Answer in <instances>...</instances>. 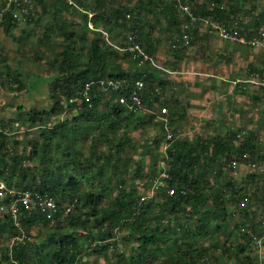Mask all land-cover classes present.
<instances>
[{
    "label": "rangeland",
    "instance_id": "1",
    "mask_svg": "<svg viewBox=\"0 0 264 264\" xmlns=\"http://www.w3.org/2000/svg\"><path fill=\"white\" fill-rule=\"evenodd\" d=\"M103 1L106 3L104 9L102 6L96 4V0H77L80 6V9H78L67 4L65 1L67 8L61 4L60 0H44L42 3L35 0L33 7L35 12L30 20L24 23L15 21L16 24L14 25H0V133L5 136V142L10 151L12 150L17 155L26 156L28 151L32 149L33 143L41 141L40 135L46 129L62 121L73 122L74 119L79 118L77 111L82 108L78 107L81 105L80 99L76 101L77 107H74L71 105L74 102L71 103L63 97L61 98L62 109L59 114L48 115V113H45L49 112L54 106L51 97L54 82L57 79L60 82L62 77H64V74L58 71L59 63L63 60L61 52L67 46H72L75 54L80 52V47L84 53L90 47L95 46H102L107 51L113 48L118 53V57L115 58L109 54L106 58L107 61L112 64H119L123 69L129 71L130 76L135 75L137 69L145 68V72L147 70L152 73L156 72V77L163 79L158 85L155 84L156 81L154 82L155 85L153 82H149L150 87L158 88V92L162 91L160 96H162L163 100L152 104L154 105L153 112L155 113V118H148V114L152 110L147 108L134 112L137 115H132L128 119L127 122L129 124L126 126L125 131L120 134L116 133L117 138L130 136L133 139L134 148H126L125 156L130 157L135 162L144 157L145 162L142 165V175L135 182L140 192V197L145 196V200L142 202L146 206L152 200H161L159 193L153 188L155 187V185L153 186V177L150 180V184L145 185L147 182L146 175L150 171L152 159L156 156L157 151L145 155V150L155 145L156 139L153 138L159 137L160 128H163L166 133L164 124L161 123L160 126L159 122L162 121L157 117V113L162 106H166L170 112V116H172V123H169L168 127L172 130L175 139L192 140V138L196 137L207 139L217 134L226 136L228 139L232 138V134L234 133L235 135V132H239L240 129H233L232 131L218 130L217 132L215 131L216 134H211L207 130H198L201 126L195 129V125L192 124L193 122L200 123L196 119L198 117L193 118L191 116L190 121H185L187 117L182 120L173 118L175 114L181 113L183 108H185L186 112H189L188 117L192 115L190 114L192 110L230 109L233 100L231 99L232 94L226 95L219 89V84H217L218 88L215 87L205 91V94L209 95L207 100H204V97L200 98L199 95L190 93V90H188L191 95L189 98L186 95L187 86L185 85H188L190 88L192 86L199 87L200 85H194V83H189L190 85L187 83L183 84V82L178 84L175 81L176 79L172 77L176 73H169L173 71L170 61L173 62L172 57L173 55H177L178 51L171 47V43L174 41L176 35V25L174 26L170 23L172 20L168 17L167 9L159 6L152 7L154 10L153 14L145 12H141L137 16L133 12L125 14V19H127L125 25H115L109 21L107 22L106 14L112 8L118 6L133 7L139 0ZM167 1L172 2L171 0ZM195 1L201 2L203 0H194L193 3ZM215 7L226 10L230 18H238L247 28V32L255 30L253 29L255 27H264V0H223L220 5L213 0L209 1V8ZM84 15H86V18H84ZM133 29H140V41L137 38L139 44L140 42H150L155 45L156 49L158 48L159 56L150 57L146 52L150 58L144 60L135 57L123 49L127 44L128 35L133 33ZM191 41L190 44L192 43ZM144 48L145 46L142 47L143 51H145ZM210 57V61H222L218 53L211 52ZM86 58V56H83L77 58L79 59L77 60L75 55L72 58L73 64L78 63L79 72L83 68L81 64L86 61ZM262 71V67H258L256 71L257 75H261ZM143 75L145 76V74ZM153 75L155 78V74ZM15 76L19 79L18 82L14 81L13 77ZM113 79L121 80L115 77ZM233 85L231 83L232 87ZM261 90H264L263 86L255 89L258 94L261 93ZM262 98L264 97L259 95L258 102L253 103L259 112L257 125L260 129L258 132H255L259 136V140L264 137V128L262 127L264 125V102L261 100ZM203 101H205L204 106L201 105ZM97 110L100 113L109 111L102 103L99 104ZM171 111L174 115L171 114ZM35 113L41 114L47 120L44 122L37 121L33 125L29 124L25 120L26 115ZM137 116L143 118L137 119ZM228 132L232 134L229 135ZM206 133L209 134L207 135ZM249 133L247 130V134ZM235 140V145L240 143L238 142L240 139L236 136ZM89 143L88 137L86 141L77 143V150L82 153L83 157L88 154ZM159 145L157 165H159L160 157L162 156V143ZM24 148H26V151H23ZM256 148L254 154L259 153L263 155L261 161L248 162L246 160L251 158L248 157L240 161L239 165L232 170H227V168L222 169L223 175L217 177L215 173L216 170H219V162L224 166V161H222L223 156L219 157L218 161L207 170L208 177L213 182L212 184L215 189L222 186L224 181L229 177L236 189H238L234 195L227 197L224 203V211L210 225L207 231L198 232L194 230V227H191L194 231L193 234L188 235V233L183 232L179 227V223L183 221L182 213L171 215L166 212L164 217L160 214L157 215L156 219H152L149 224L151 228L161 223L163 229L166 230L168 228L170 236L168 240L165 241L164 238H161L150 246L151 257L147 260L145 259L144 264H171L170 260L177 258V245L181 241H186L192 246V255L200 260L207 258L210 260V264H264V239L258 240L264 233V141L257 142ZM97 149H107L104 139L98 142ZM233 152L235 151H230L227 156L230 154L231 158L234 155ZM54 155L58 156L59 151H55ZM23 164L24 166H38V172L42 168L38 165V159L35 157L25 159ZM5 168L9 171L11 169L9 158L5 161L0 159V170ZM134 170L135 167L132 166L128 174L120 172V174L126 175L127 184L133 179ZM158 171L159 166L157 167V173ZM3 181L7 187L16 188L14 185L8 186L4 179ZM39 182L40 179L36 178L35 181L27 185L29 187L23 188L33 190ZM86 187L83 184L80 192H85ZM66 194L71 193L68 191ZM207 194L210 199L208 205L214 208L211 204V199L215 195L211 194L208 190ZM110 198V195L105 196L103 203H107ZM2 204L3 202L0 200V219L11 216ZM154 205V211L157 212L159 205ZM29 213L25 223L20 221V213L18 216H14L15 218L11 216V219L14 226L18 228V233L21 236H25L24 239L20 237L23 242H29V244L35 242L37 244L35 247L30 248L28 252L29 258L34 262H42L44 257H46V261L50 259L51 255L49 251L52 248L53 241H58L61 233H74V231L75 237L81 238L83 244L87 245L91 242L88 250L78 256L79 262L76 264H113L119 253L123 252L125 256H129L134 252L136 242L132 239L123 240L122 236L125 235V232H120L119 226H116L113 228L114 237L112 238V242H115V244L104 255L100 251V247L97 246L99 244L91 241L97 230H103V225L101 226L95 217H90L85 228L82 226L74 228L68 223V213L62 214V216L53 220H47L37 210H31ZM176 220L178 222H175ZM188 223L194 224V219ZM87 227L91 230H87ZM257 229H261V234L256 233ZM84 234H87V236H84ZM15 236L10 232H0V262L3 260L6 252L11 253V248L16 240ZM53 238L54 240H52ZM217 244L223 245L230 250L232 255L233 253L236 255H233L231 259L227 258L226 253L222 252L217 247ZM220 253H223V255ZM46 254H49V256L47 257Z\"/></svg>",
    "mask_w": 264,
    "mask_h": 264
},
{
    "label": "trees",
    "instance_id": "2",
    "mask_svg": "<svg viewBox=\"0 0 264 264\" xmlns=\"http://www.w3.org/2000/svg\"><path fill=\"white\" fill-rule=\"evenodd\" d=\"M43 1L36 0V2L40 3ZM60 1L67 8V4L62 0ZM190 1L193 4V11L197 14L212 15L225 22L233 18L229 17L226 10L218 7L209 8V1L211 0L195 1L194 3V0ZM213 1L218 5L223 2V0ZM96 4L102 6L103 9L106 6L103 0H96ZM159 6L167 9L168 17L172 20L170 23L174 26L176 25L175 30L178 33L181 20L177 16L172 2L170 3L167 0H139L133 7L118 6L112 8L106 14V19L107 22L109 21L115 25H125L127 21L125 14H131L132 12L136 16L141 14V12L153 14L154 10L152 7ZM84 18H86V15H84ZM136 19L138 20L137 17ZM14 24L16 22L6 15L0 25ZM252 32L243 31L246 35H251ZM133 33L137 34V38L140 41V29L134 30ZM196 36L197 33L195 32L193 38ZM140 44L141 47L145 46V52L151 57L155 52L154 46L149 44V42H140ZM185 48L176 49L180 52ZM79 51V53L75 54L74 48L67 46L61 52L63 60L59 63L58 71L63 73L64 77H62L60 82L58 79L54 82L51 90L54 106L49 112L45 113H48V115L59 114L62 109L61 98L64 97L68 100L71 96H78V91L90 80H99L105 77L126 78L128 82L127 90H130L134 80L143 77V74L146 73L143 77L145 88L142 98L147 106L146 108L152 110L148 114V118H155L154 105L152 104L162 101L163 98L160 99L162 91L158 92L157 90L159 89L150 87V83H154L155 80L150 72H144L140 68L137 69L135 75L130 76L129 71L123 69L119 64H112L107 61L106 58L109 54L115 58L118 57V53L113 48L107 51L101 46H95L90 47L84 53L80 47ZM74 55L76 59L83 56L87 57L86 61L81 64L83 68H81L80 72L78 71V63L73 64L72 62ZM13 79L15 82L19 80L16 76ZM118 92L101 91L96 85L93 86L90 91L92 106L88 107L87 102L84 101L82 108L77 111L79 118L74 119L73 122L62 121L46 129L40 135L41 141H35L26 156L17 155L12 150L10 151L5 142V136L0 133V159L5 161L9 158L11 161L10 171L5 168L0 170V174L8 186L14 185L16 188L29 187L27 186L28 184L39 178L40 182L33 190L47 193L56 200L60 209L54 213L53 217L55 219L64 214L63 204H73V209L68 213L67 218L68 223L74 228L77 226L85 228L90 217H95L98 223L101 226L103 225V230H97L91 241L99 244L97 246L100 247V251L104 255L114 246L115 242H112L114 237L113 228L119 226L120 232H125L122 239H132L136 242V245L134 246V252L129 256H125L123 252L119 253L113 264H144L145 259L147 260L151 257L150 246L161 238L166 241L170 236L168 228L166 230L163 229L161 223L156 224L154 228L149 225L152 219L157 218V215L162 214L164 217L166 212L171 215L182 213L183 221L179 223V227L189 235L194 233L191 227H194V230L198 232L207 231L210 225L224 211L225 200L230 195H234L238 189H236L230 177L218 189L214 188L213 182L208 177L207 170L218 161L219 157H229L230 154L228 156L227 154L230 151L246 150L251 155V158L247 161L251 162L261 161L263 155L254 154V150L257 148L252 132L244 140L238 141L240 143L236 145L234 144L236 142V132L235 135L228 132L229 135L232 134L233 136L228 139L223 135H216L207 139L199 137L192 138V140L175 139L171 141L173 142L172 149L168 152L171 156V161L169 162L171 178L169 181L170 186L175 188L176 193L167 195L165 191H160L158 193L161 200H152L145 206L143 202H140V192L135 182L142 175L144 157L135 162L130 157L125 156L126 148H134L133 139L130 136H123V138H117L116 136V133L120 134L125 131L126 126L129 124L127 122L128 119L132 115L137 114H134L133 111L116 100ZM100 103L104 104L109 111L106 113L98 112L97 109ZM71 105L77 107V105ZM136 118L143 117L137 116ZM171 118L172 116H170L169 112V120ZM25 120L33 125L37 121L44 122L47 119L41 114L35 113L27 114ZM171 123L172 119L170 120ZM159 125L161 126V122H159ZM87 137L90 142L89 150L88 154L83 157L82 153L77 150V143L86 141ZM102 139L105 140L106 150L97 149L98 142ZM153 139H156L155 145L145 150V155L157 151L156 156L152 159L150 171L146 175V186L150 184L151 178L157 173L159 144L165 141L163 128H160L159 137H154ZM23 151H26V148ZM55 151H59L58 156L54 155ZM32 157L37 158L38 165L42 167L39 172L38 166H24L23 164L25 159ZM132 166L135 167L133 179L127 184L126 175L124 176L120 172L128 174ZM218 168L219 170H216L215 173L217 177L223 175V170L226 167L219 162ZM72 172L74 173L72 174ZM83 184L87 187L86 191L81 193L80 189ZM207 190L215 195L211 199V204L214 208L208 205L210 199ZM68 191L71 194H66ZM109 195L111 197L110 200L107 203H103L105 196ZM154 204L159 205L157 212L154 211ZM29 214L26 209L21 208L20 221L25 223ZM43 217L46 218L45 216ZM193 219L194 224H189L188 222ZM175 222L178 221L176 220ZM87 230L91 229L87 227ZM0 232H10L13 236L18 234V228L14 226L11 216L0 219ZM256 233L261 234V229H257ZM84 236H87V234H84ZM90 244L91 242L85 245L81 242V238H76L75 231L74 233H61L58 241H53L52 248L49 251L50 259L47 258L48 260L46 261V257H44L42 262H34L29 258L28 252L30 248L35 247L37 244L35 242L29 244V242L18 241L13 244L11 253L6 252L4 254L0 264H76L79 262L78 256L88 250ZM218 244L217 247L226 253L227 258L231 259L233 255H236L234 253L232 255L228 248ZM177 247V258L175 260L171 259V264H210L209 259L200 260L192 255L193 248L188 242L181 241ZM49 254H46L47 257ZM220 254L223 255V253Z\"/></svg>",
    "mask_w": 264,
    "mask_h": 264
},
{
    "label": "built area",
    "instance_id": "3",
    "mask_svg": "<svg viewBox=\"0 0 264 264\" xmlns=\"http://www.w3.org/2000/svg\"><path fill=\"white\" fill-rule=\"evenodd\" d=\"M67 4L72 5L78 9L77 0H64ZM173 8L175 9L178 17L181 19L180 30L176 33L174 41L171 43V47L174 49L181 47H188L190 41L193 38V34H214L223 40L236 42L238 44L247 46L252 49L264 50V27H259L253 30L251 35H246L243 31H247V28L242 24L238 18H231L228 22L215 18L212 15L197 14L192 9V2L190 0H171ZM34 3L35 0H0V24L3 22L6 15H8L13 21L27 22L34 15ZM125 50L130 52L135 57L147 60L149 55L142 50L141 45L137 40V34L131 33L128 35V40ZM254 78V79H253ZM253 82L264 88V71L261 75L254 74ZM101 91H119L116 100L123 104L126 108L133 112L145 110L147 107L143 101L142 93L145 88V81L143 78L135 79L130 90H127L128 82L126 79H113V78H101L99 80H90L85 83L84 87L78 91V96H71L68 101L76 105V101L80 99L82 103L87 102V106L91 107L90 91L95 86ZM162 99V96L161 98ZM157 117L164 124L165 141L162 142V156L159 161V171L156 176L153 177V187L157 192L165 191L167 195H173L176 193L174 187L170 186L169 179L171 178L170 161L171 156L169 150L172 149L171 141L175 140V136L168 125L169 110L166 106H162L157 113ZM246 136L245 131H240L236 134V137L243 140ZM168 152V153H166ZM169 154V155H168ZM232 154V153H231ZM233 156L230 158L225 157L224 166L227 169L236 168L239 162L251 157L248 151L241 150L233 152ZM247 161V160H246ZM0 200L3 202L4 208L7 209L12 217L18 216L21 208L26 209L28 212L31 210H37L46 219H54L53 215L60 209L56 200L49 196L47 193H40L30 188L16 189L7 187L0 174ZM145 200V196L140 197V202ZM64 205V214L69 213L73 209V204L66 203ZM71 205V207H70ZM14 217V218H15ZM15 242L21 241L25 236H21L19 233L15 236ZM22 237V239H20ZM264 239L263 235L258 239L259 241Z\"/></svg>",
    "mask_w": 264,
    "mask_h": 264
},
{
    "label": "crops",
    "instance_id": "4",
    "mask_svg": "<svg viewBox=\"0 0 264 264\" xmlns=\"http://www.w3.org/2000/svg\"><path fill=\"white\" fill-rule=\"evenodd\" d=\"M149 44L151 43L149 42ZM110 45L112 44L110 43ZM151 45L154 46L155 51L152 57L159 56L158 48L156 49L155 45ZM211 52L218 53L222 61H210ZM172 58L173 62L170 61V63L172 64L171 68L173 71L169 70V73H176L175 77H172L176 79L175 81L178 84L183 82V84L194 83V85H200L199 87L192 86L191 88L185 85L187 86V97L190 98L191 96L188 92L190 90V93L199 95L200 98L204 97V100H207L209 95L207 94V96L205 91L215 87L218 88L217 84H219V89L226 95L232 94L231 99L233 100L232 104L230 102L232 105L230 109L192 110L190 113L192 115L188 117L189 112H186L185 108H183L182 112L178 115L175 114L173 118L182 120L187 117L185 121H190L191 116L193 118L198 117L196 119L200 123L193 122L192 124L195 125V129L201 126L198 130H207L211 134H216L215 131L217 132L218 130L232 131L233 129H240L239 132H246L244 138L247 137L248 130L252 132L255 138L254 142L264 141V137L259 140V136L255 133L259 131L260 127L257 125L259 112L254 105V102H258L259 95L263 96L264 90H261V93L258 94L255 89H258L259 85L253 82V75L257 74V68L261 66L264 71L263 49H252L236 42L220 39L214 34H197L188 48L177 52V55H173ZM141 69L145 72V68ZM148 72L150 71L147 70ZM150 73L153 78V74H155L154 82L156 81V85L163 80L156 77V72ZM231 83L234 84L233 87ZM194 89H199L200 91ZM263 99L261 100L264 102ZM204 103L205 101L201 105L204 106ZM262 127L264 128V125ZM206 134L208 135L209 133Z\"/></svg>",
    "mask_w": 264,
    "mask_h": 264
}]
</instances>
